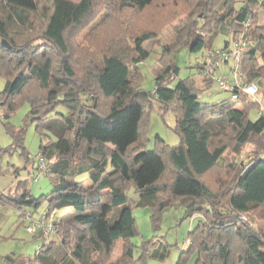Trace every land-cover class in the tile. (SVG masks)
Instances as JSON below:
<instances>
[{
  "label": "trees",
  "instance_id": "16d2710c",
  "mask_svg": "<svg viewBox=\"0 0 264 264\" xmlns=\"http://www.w3.org/2000/svg\"><path fill=\"white\" fill-rule=\"evenodd\" d=\"M184 1L202 16L199 20L186 16L172 40H162L152 22L130 33L123 28L99 55L87 57L77 68L67 35L95 17L94 0H50L49 7L41 0H0L4 117L25 101L27 120L41 135L50 117L63 122L58 140L39 147L38 155L45 162L41 173L52 183L50 193L32 199L24 182L5 195L0 193L1 203L32 206L34 211L46 200L41 215L54 216V233L34 232L41 241L35 260L12 264H114L110 257L118 240L122 251L117 263L134 264L133 206L149 208L156 228L161 211L175 202L183 207L184 219L199 218L176 264H183L184 255L193 252L194 264H264V230L252 223V214L264 215L261 103L234 85L222 88L230 96L215 103L198 100L200 89L191 77L170 85L179 72L173 55L186 48L202 56L194 67L205 74L202 83L209 88L216 54L232 50L229 41L219 50L212 42L220 30H227L232 41L239 40L243 47L237 61L243 82H259L258 92L264 88V0ZM117 2L120 8L138 12L158 4L156 0ZM168 22V16L159 21L161 27ZM149 40L161 47V55L153 90L147 92L140 88L139 64L149 56L143 46ZM154 100L174 111L178 145L168 146L156 135L155 146L144 148L146 109ZM59 105L66 108L65 114L56 112ZM253 110L256 119L250 116ZM5 128L12 139L10 148H20L27 159L24 126L16 129L5 122ZM248 144L252 147L242 159ZM214 172L219 181L210 186L205 178ZM80 176L83 179L77 180ZM131 190L136 202L128 194ZM62 210L67 212L57 216ZM22 216L31 217L26 212ZM153 245L141 244L140 259Z\"/></svg>",
  "mask_w": 264,
  "mask_h": 264
},
{
  "label": "rangeland",
  "instance_id": "374dc122",
  "mask_svg": "<svg viewBox=\"0 0 264 264\" xmlns=\"http://www.w3.org/2000/svg\"><path fill=\"white\" fill-rule=\"evenodd\" d=\"M154 8H149L143 12L132 9H123L119 7L117 0H94L97 4V13L95 17L88 21L85 27L72 31L67 35V40L72 48V54L77 62V68L87 57L92 58L99 55V50L105 48L108 42L118 36L123 30L130 33L131 30L146 25H156L159 28V34L162 40L170 41L174 36V31L180 28L186 16H194L197 20L202 16L200 11L193 9L188 2L184 0H156ZM41 4L49 7L50 0H41ZM168 16L169 22L164 27L159 23L162 17ZM161 27V28H160ZM155 40V39H154ZM224 41H229L231 52L233 53L240 46V41H232V34L227 30H220L212 42L214 50L223 47ZM238 45V46H236ZM144 48L149 51V56L139 64L142 80L140 88L150 92L154 87L155 75L159 69L158 57L161 55V47L149 40L143 43ZM239 52L241 53L243 47ZM207 56L208 51L203 52ZM234 55V54H233ZM216 54L215 60H217ZM200 54L190 53L186 48H180L173 55V60L179 68L178 75L171 82L173 86L179 79L191 77L200 91L198 100L201 102L215 103L230 96V92L223 90L215 81L219 77H228L230 71L235 67L232 64V58L229 57L227 63H221L219 67L212 70L213 82L211 86L205 89L202 79L205 74L200 73L194 66L202 60ZM260 62V61H259ZM239 69V68H238ZM237 76L242 78L240 69ZM239 81L240 78L238 79ZM243 84H248L244 83ZM5 85L4 79L0 76V91ZM258 85V84H257ZM250 99L260 102L259 109L264 110V88H261L255 95H248ZM29 105L27 102H21L8 118L4 117V111L0 108V193L7 194L12 188H15L20 182L25 183L30 197L39 199L50 193L52 183L49 178L38 169V154L41 144L48 141L58 140L62 132L63 122L59 117H50L46 121V127L41 135L35 127V124L27 120ZM56 112L65 114L66 108L59 105ZM252 119L258 116L257 111L250 113ZM147 133L144 141V148L152 149L155 144V136L158 135L168 146H176L180 143L178 134L174 131L176 122L175 113L170 108H164L159 102L153 101L151 106L146 109ZM5 122L16 129L25 128L23 146L27 152L28 158L25 159L20 148L11 149L12 139L6 132ZM252 145L245 146V153L250 152ZM232 153L225 152V159L228 161ZM238 157V160L241 159ZM218 172L209 173L205 178L210 186L216 185L219 181ZM80 176L77 180H82ZM225 177L222 176L221 180ZM84 186L89 181L84 182ZM133 201L138 197L133 191L128 193ZM47 207V201L42 200L34 211L32 206H21L16 208L9 204L0 202V264L18 263L21 259L35 260V253L41 241L34 237V232H28L27 227L32 225V221L38 219ZM22 212L30 213L31 217L22 216ZM67 210L58 211L57 216L63 215ZM261 213V212H260ZM252 214V223L258 229L264 230V215ZM264 213V209L263 212ZM132 214L135 219L136 233L130 238L133 245V263L134 264H176L180 253L188 248V232L195 227L198 216L184 219V209L180 203H172L161 211L156 228L153 227L151 219V210L147 207L133 206ZM153 242V246L148 254L140 259V247L143 242ZM122 251V241L118 240L110 257V262L118 264L117 261ZM196 259L195 252L184 255L183 264H194Z\"/></svg>",
  "mask_w": 264,
  "mask_h": 264
},
{
  "label": "built area",
  "instance_id": "2783aa9c",
  "mask_svg": "<svg viewBox=\"0 0 264 264\" xmlns=\"http://www.w3.org/2000/svg\"><path fill=\"white\" fill-rule=\"evenodd\" d=\"M238 46V45H236ZM241 45L237 47L235 50H233V53H225L224 51L218 54V58L216 62L214 63L215 67H218L222 62H225V60H228L229 57L232 58L233 62V67L232 71H230L229 78L225 77H219L217 78L218 84L221 88L223 89H229L232 85L236 86L243 92H245L248 95H255L258 92V86L256 83H248V84H243L241 74L240 76H237V71L239 70L237 67V61L240 55V49ZM231 52V51H230ZM234 54V55H233ZM240 78L241 81L238 79ZM234 98V95L232 96ZM38 169L40 171L45 169V162L44 160L38 155ZM54 216L53 214H50L49 216H44L41 215L38 219L32 221V225L27 227L28 232H35L36 230L40 229L42 230L45 234H52L54 233Z\"/></svg>",
  "mask_w": 264,
  "mask_h": 264
},
{
  "label": "water",
  "instance_id": "95a60500",
  "mask_svg": "<svg viewBox=\"0 0 264 264\" xmlns=\"http://www.w3.org/2000/svg\"><path fill=\"white\" fill-rule=\"evenodd\" d=\"M1 44L5 47H8L7 43L5 41H1ZM258 85L260 84L259 82L257 83Z\"/></svg>",
  "mask_w": 264,
  "mask_h": 264
}]
</instances>
